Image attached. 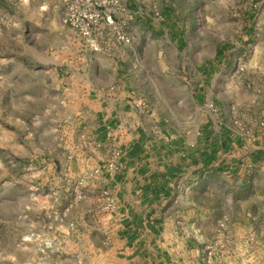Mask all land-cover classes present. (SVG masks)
<instances>
[{
	"label": "rangeland",
	"instance_id": "374dc122",
	"mask_svg": "<svg viewBox=\"0 0 264 264\" xmlns=\"http://www.w3.org/2000/svg\"><path fill=\"white\" fill-rule=\"evenodd\" d=\"M146 1L155 20L168 14L187 24L191 47H198L186 52L192 53L188 67L214 61L207 87L216 100L201 99L206 107L178 106L186 124H196L208 109L237 137L264 145V0ZM164 4L174 6L167 12ZM62 9L61 0H0V264H90L91 247L100 238L99 212L110 210L102 192L89 191L88 173L76 162L80 143L67 118L72 102L65 87L84 46H91L63 23ZM125 14L117 23L132 43V23ZM163 43L161 36L145 38L140 52L150 57ZM100 48L104 45L93 49ZM169 62L183 66L178 54ZM163 63L155 61L157 72ZM157 80L168 86L164 76ZM178 90L179 83L173 95ZM232 155L237 176L231 185L246 198L235 206L252 208L257 217L245 220L247 242L253 244L264 238L258 195L264 188L259 166L264 161L251 166L241 148ZM249 175L253 180L246 184ZM219 227L232 228L228 219H221ZM104 240L110 244V229Z\"/></svg>",
	"mask_w": 264,
	"mask_h": 264
},
{
	"label": "crops",
	"instance_id": "0c3cea01",
	"mask_svg": "<svg viewBox=\"0 0 264 264\" xmlns=\"http://www.w3.org/2000/svg\"><path fill=\"white\" fill-rule=\"evenodd\" d=\"M123 2L132 43L84 46L65 87L72 102L67 118L80 143L76 162L88 173L89 191L113 201L109 212H99L100 238L91 247L90 264H264V238L247 242L245 220L257 217L252 208L235 206L246 198L234 192L237 172L229 160L241 148L251 166H258L264 145L237 137L208 109L196 124H186L178 106L206 107L216 100L207 87L214 61L188 67L192 53L186 52L198 47H191L187 24L168 14L155 20L146 0ZM170 5L163 10L170 11ZM158 36L164 46L146 57L142 40ZM177 54L180 68L169 62ZM157 59L165 61L159 72ZM157 75L165 77L167 87ZM178 83L180 92L173 95ZM259 166L264 171V162ZM249 180L251 175L246 184ZM254 195L260 196L264 219V188ZM221 219H228L230 231L219 227Z\"/></svg>",
	"mask_w": 264,
	"mask_h": 264
},
{
	"label": "built area",
	"instance_id": "2783aa9c",
	"mask_svg": "<svg viewBox=\"0 0 264 264\" xmlns=\"http://www.w3.org/2000/svg\"><path fill=\"white\" fill-rule=\"evenodd\" d=\"M62 21L75 30L93 48L105 42H117L127 44L130 38L118 26V15L126 12L125 4L119 0H61ZM262 124V123H261ZM264 127V126H263ZM264 135V128L262 130ZM118 155L115 151L114 157ZM113 167L112 163H109ZM110 209L113 201L107 196Z\"/></svg>",
	"mask_w": 264,
	"mask_h": 264
}]
</instances>
